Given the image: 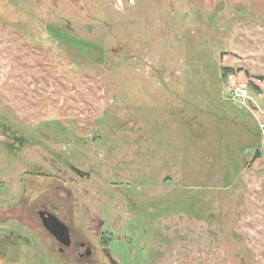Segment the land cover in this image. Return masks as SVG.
Returning a JSON list of instances; mask_svg holds the SVG:
<instances>
[{
  "label": "rangeland",
  "instance_id": "obj_1",
  "mask_svg": "<svg viewBox=\"0 0 264 264\" xmlns=\"http://www.w3.org/2000/svg\"><path fill=\"white\" fill-rule=\"evenodd\" d=\"M0 264H264V0H0Z\"/></svg>",
  "mask_w": 264,
  "mask_h": 264
},
{
  "label": "flooded vegetation",
  "instance_id": "obj_2",
  "mask_svg": "<svg viewBox=\"0 0 264 264\" xmlns=\"http://www.w3.org/2000/svg\"><path fill=\"white\" fill-rule=\"evenodd\" d=\"M38 215L40 216L41 220H42V223H43V226L48 230L49 233H51L55 238L56 240L58 241L59 245H60V250L61 252H63L64 254H67L69 252H73L74 254L78 255L79 257H85V256H88L91 252H92V249L89 248V247H86L85 248V252H82V249L83 247H85V243L82 242L81 240H78V239H75L73 236H72V232H71V228L65 223L64 220H62L56 213H52L50 212L49 210L47 209H40L38 210ZM51 220L50 223H52V228L54 230L55 233H52L47 227L46 225L44 224V219H49ZM59 219V220H56ZM52 220L58 222L57 224H54L52 222ZM64 222V224L67 225L68 229H69V236H70V239H71V242L67 245L65 244L64 240H68L66 239L68 237V233L65 231V228L64 226L61 224V222ZM62 225V226H61ZM72 247V249L69 251L67 249V247ZM75 247V248H74Z\"/></svg>",
  "mask_w": 264,
  "mask_h": 264
},
{
  "label": "water",
  "instance_id": "obj_3",
  "mask_svg": "<svg viewBox=\"0 0 264 264\" xmlns=\"http://www.w3.org/2000/svg\"><path fill=\"white\" fill-rule=\"evenodd\" d=\"M56 220H59V219H57L56 218ZM51 222V220H50V218L49 219H44V224L46 225V227L52 232V233H55L54 232V230H53V228H52V223H50ZM52 222L54 223V224H57L58 222H56L55 220L53 221L52 220ZM61 222V221H60ZM61 224L64 226V228H65V231L68 233V237L66 238V239H68L67 241L66 240H64L65 242V244H69L70 242H71V239H70V236H69V229H68V227H67V225L66 224H64V222H61ZM61 225V226H62Z\"/></svg>",
  "mask_w": 264,
  "mask_h": 264
},
{
  "label": "built area",
  "instance_id": "obj_4",
  "mask_svg": "<svg viewBox=\"0 0 264 264\" xmlns=\"http://www.w3.org/2000/svg\"><path fill=\"white\" fill-rule=\"evenodd\" d=\"M235 94H238V95H240V96H242V97H245V96H247V95H249V90L247 89V88H237L236 90H235Z\"/></svg>",
  "mask_w": 264,
  "mask_h": 264
}]
</instances>
